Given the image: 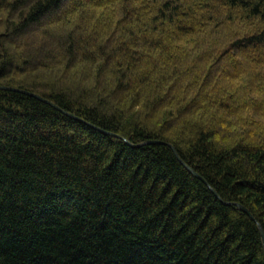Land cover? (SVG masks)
Instances as JSON below:
<instances>
[{"label": "trees", "instance_id": "1", "mask_svg": "<svg viewBox=\"0 0 264 264\" xmlns=\"http://www.w3.org/2000/svg\"><path fill=\"white\" fill-rule=\"evenodd\" d=\"M0 85V264H264V0H0Z\"/></svg>", "mask_w": 264, "mask_h": 264}, {"label": "water", "instance_id": "2", "mask_svg": "<svg viewBox=\"0 0 264 264\" xmlns=\"http://www.w3.org/2000/svg\"><path fill=\"white\" fill-rule=\"evenodd\" d=\"M0 88H3V89H8V90H16V91H21V92H24V93H27V94H31V95H33V96H35V97H37V98H39V99H41V100H43V101H45V102H48V103H50L51 105H53V106H55L56 107V105L54 104V103H52V102H50L49 100H47V99H45V98H43V97H41L40 95H37V94H33V93H30V92H27V91H24V90H20V89H18V88H14V87H12V86H5V85H0ZM65 113H67L68 114V112H65ZM70 114V113H69ZM71 116H74V115H72V114H70ZM146 142H154V141H146ZM145 142V143H146ZM172 147V149L174 150V147L173 146H171ZM174 152H175V154H176V156L178 157V159L182 162V160L179 158V156H178V154L176 153V151L174 150ZM182 163H184V162H182ZM184 165L186 166V168L192 173V174H194L195 176H199L190 166H188L187 164H185L184 163ZM213 191V190H212ZM240 209H242V210H244L245 212H247V213H249V211H248V209L247 208H245L243 205H241L240 203H235ZM258 226H259V229H260V232H261V235H262V237H264V235H263V232H262V229L260 228V225L258 224Z\"/></svg>", "mask_w": 264, "mask_h": 264}, {"label": "bare ground", "instance_id": "3", "mask_svg": "<svg viewBox=\"0 0 264 264\" xmlns=\"http://www.w3.org/2000/svg\"><path fill=\"white\" fill-rule=\"evenodd\" d=\"M118 136V135H117ZM122 138V137H121Z\"/></svg>", "mask_w": 264, "mask_h": 264}]
</instances>
